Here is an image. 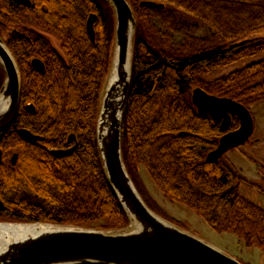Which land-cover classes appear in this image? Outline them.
Instances as JSON below:
<instances>
[{
	"label": "trees",
	"instance_id": "trees-1",
	"mask_svg": "<svg viewBox=\"0 0 264 264\" xmlns=\"http://www.w3.org/2000/svg\"><path fill=\"white\" fill-rule=\"evenodd\" d=\"M31 1L27 8L0 0V37L22 80L18 107L0 123V222L125 229L129 220L106 178L96 133L112 60L114 11L106 0ZM128 1L137 29L122 152L138 192L166 219L141 178L144 167L165 199L186 205L217 233L232 234L264 253V208L240 192L261 189L260 184L247 180L230 160L206 162L224 133L211 116H199L191 100L195 88L249 109L264 100V58L215 81L206 79L264 55V0H151L164 5L152 10L140 6L145 0ZM91 14L98 16L95 43L87 33ZM30 20L58 37L61 54L28 29ZM201 23L209 29L206 37L191 32ZM175 33L184 34L181 41ZM34 58L45 62L44 74L32 68ZM4 81L0 65V89ZM22 128L42 141H24ZM238 128L233 118L232 129ZM72 134L77 149L55 157L50 149L70 148Z\"/></svg>",
	"mask_w": 264,
	"mask_h": 264
},
{
	"label": "water",
	"instance_id": "water-1",
	"mask_svg": "<svg viewBox=\"0 0 264 264\" xmlns=\"http://www.w3.org/2000/svg\"><path fill=\"white\" fill-rule=\"evenodd\" d=\"M12 1L25 7L32 4L31 0ZM106 1L114 11L115 36L110 75L100 104L97 143L106 178L129 225L121 230H100L0 222V264H243L153 212L129 175L122 152V122L132 81L137 20L128 0ZM140 6L151 10L164 8L163 4L151 0L142 1ZM97 22L98 16L91 14L87 33L92 43H95ZM54 49L61 54L60 49ZM32 64L39 71H45L40 60L34 59ZM0 65L5 73L0 89L1 123L18 107L21 92L19 68L1 37ZM115 73L117 78L112 82ZM191 100L198 115H210L224 133L217 148L207 155L206 162L218 163L229 151L246 145L252 138L253 115L243 104L211 95L201 88L193 89ZM27 107L31 113L35 112L32 104ZM233 118L239 120L236 130L232 129ZM19 135L28 142L41 140L27 129H20ZM73 141H76L74 134L69 143ZM77 147L75 144L70 149L50 152L56 157H66ZM1 156L0 150V163Z\"/></svg>",
	"mask_w": 264,
	"mask_h": 264
},
{
	"label": "rangeland",
	"instance_id": "rangeland-1",
	"mask_svg": "<svg viewBox=\"0 0 264 264\" xmlns=\"http://www.w3.org/2000/svg\"><path fill=\"white\" fill-rule=\"evenodd\" d=\"M159 17L160 16L156 13L154 23L158 26L159 24H162V21H159ZM29 22L30 23L27 25L28 28H32L42 35L47 36L55 48H60L59 39L54 33L38 27L31 20ZM194 25H196V27L191 31L192 33L200 37H206L208 35L209 29L207 26L202 23ZM183 36L184 34H174V38L177 42L181 41ZM263 58L264 55H261L250 60L239 62L209 75L206 79L208 81H215L237 70L243 69L249 64L260 61ZM109 75L110 69L106 75L101 96L105 90ZM249 110L253 115L255 124L252 138L246 145L229 151L224 158L230 160L247 180L260 184L261 189L256 187H244L242 189L240 188V192L249 200L264 208V182L261 180L263 178L261 169L264 168V100L250 106ZM140 175L150 196L165 213L167 221H172V224L243 264H264V253L261 250L258 248L246 247L232 234L217 233L203 218L199 217L186 205L172 203L165 199L162 193L156 188L154 182L150 179V176L144 167L141 168Z\"/></svg>",
	"mask_w": 264,
	"mask_h": 264
},
{
	"label": "flooded vegetation",
	"instance_id": "flooded-vegetation-1",
	"mask_svg": "<svg viewBox=\"0 0 264 264\" xmlns=\"http://www.w3.org/2000/svg\"><path fill=\"white\" fill-rule=\"evenodd\" d=\"M14 2V1H13ZM32 2V1H31ZM16 3V2H15ZM18 4V3H17ZM33 4V3H32ZM32 4H31V6H32ZM20 5V4H19ZM22 6V5H21ZM30 6V7H31ZM25 7V6H24ZM30 7H27V8H30ZM29 30H31V31H33L34 33H36V34H39V35H41L42 36V34L41 33H39V32H37V31H35V30H33L32 28L30 29V28H28ZM4 41H5V43H6V39L5 38H3V37H1ZM6 45H7V43H6ZM8 47V46H7ZM9 49V48H8ZM60 49V48H59ZM10 50V49H9ZM13 55V54H12ZM13 57H14V55H13ZM14 59H15V57H14ZM34 59H38V60H40L43 64H44V67H45V71L44 72H41V71H39L37 68H35L34 66H33V64H32V62H33V60ZM34 59H32L31 60V66H32V68L34 69V70H36L38 73H40V74H44L45 72H46V64H45V62L44 61H42L41 59H39V58H34ZM15 61H16V59H15ZM16 63H17V61H16ZM17 66H18V68H19V65H18V63H17ZM19 72H20V69H19ZM20 77H21V73H20ZM21 88H22V80H21ZM20 94H21V92H20ZM31 104V103H30ZM29 105V104H28ZM27 105V106H28ZM33 105V104H32ZM34 106V105H33ZM35 108V107H34ZM27 110H28V107H27ZM29 111V110H28ZM30 112V111H29ZM31 113V112H30ZM35 113V112H34ZM33 114V113H32ZM208 116V115H207ZM210 116V115H209ZM205 117V116H204ZM212 118V117H211ZM216 125V124H215ZM22 129H26V128H22ZM28 130V129H27ZM30 131V130H29ZM18 134H19V131H18ZM20 136V135H19ZM38 136V135H37ZM40 137V136H39ZM22 139V138H21ZM40 139H41V137H40ZM24 140V139H23ZM24 141H26V140H24ZM40 141H42V140H39L38 142H28V141H26V142H28V143H37V144H39L40 143ZM75 142L76 141H73L71 144L69 143V140H68V144L71 146L70 148H72V147H74L75 146ZM73 145V146H72ZM70 148H68V149H70ZM1 150V149H0ZM51 150V149H50ZM2 151V150H1ZM17 157L16 159L14 158V157ZM56 157V156H55ZM15 159V160H14ZM17 159H18V155L17 154H15L13 157H12V164L13 165H16V163H17ZM2 161H3V151H2V156H1V163H2ZM15 161V162H14ZM0 163V164H1Z\"/></svg>",
	"mask_w": 264,
	"mask_h": 264
},
{
	"label": "bare ground",
	"instance_id": "bare-ground-1",
	"mask_svg": "<svg viewBox=\"0 0 264 264\" xmlns=\"http://www.w3.org/2000/svg\"><path fill=\"white\" fill-rule=\"evenodd\" d=\"M125 70L128 71V66L126 67ZM116 78H117V75H116V73H115V74H114V77H113V79H112V82H114V81L116 80Z\"/></svg>",
	"mask_w": 264,
	"mask_h": 264
}]
</instances>
